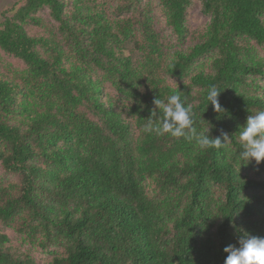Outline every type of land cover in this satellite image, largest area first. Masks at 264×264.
<instances>
[{
    "label": "trees",
    "instance_id": "trees-1",
    "mask_svg": "<svg viewBox=\"0 0 264 264\" xmlns=\"http://www.w3.org/2000/svg\"><path fill=\"white\" fill-rule=\"evenodd\" d=\"M192 3L22 0L3 14L0 51L25 67L0 73V225L50 264H224L240 236L264 237V161L243 163L239 139L264 111V0H201L196 33ZM172 94L226 145L145 133ZM0 264L39 263L0 231Z\"/></svg>",
    "mask_w": 264,
    "mask_h": 264
},
{
    "label": "clouds",
    "instance_id": "clouds-1",
    "mask_svg": "<svg viewBox=\"0 0 264 264\" xmlns=\"http://www.w3.org/2000/svg\"><path fill=\"white\" fill-rule=\"evenodd\" d=\"M220 91L213 85L207 92L206 99L217 113L224 111L219 97ZM153 104L159 110L152 111L151 117L144 125V132L163 136L165 134L174 138H184L188 141H195L200 150L209 148H221L226 143H222L220 138H212L210 129L197 130L194 126L192 108L185 104L179 94L168 96L167 101L155 98ZM225 141L229 137L223 133ZM239 139L242 143L240 156L243 163L255 160L257 164L264 161V111H259L247 117L246 124L240 131ZM227 253L224 264H264V237L242 235L238 239V245H229L224 248Z\"/></svg>",
    "mask_w": 264,
    "mask_h": 264
},
{
    "label": "rangeland",
    "instance_id": "rangeland-1",
    "mask_svg": "<svg viewBox=\"0 0 264 264\" xmlns=\"http://www.w3.org/2000/svg\"><path fill=\"white\" fill-rule=\"evenodd\" d=\"M112 3H115L116 0H110ZM22 0H0V23L3 21V14L5 12H8L10 15L11 12L9 10H12L13 8H17ZM155 15L156 19L159 24V29L161 33L166 36L168 39L171 36L170 30L166 28L164 18L162 17V14L160 13V10L155 9ZM42 16L48 21L50 20L48 16V11L45 10L42 12ZM187 22L190 28L191 33L199 32L208 22V17L205 16L201 11V0H193L192 5L188 9L187 14ZM29 32L31 33H40L42 32L40 29L36 27H28ZM169 36V37H168ZM24 64L19 61L18 59L6 55L3 52L0 51V73L13 76L14 73L17 71L24 69ZM4 176L3 170L0 166V178ZM0 231H3L6 233L11 241L20 246L21 249L27 250L30 252V254L35 257L39 264H50V260L52 259V256L48 254L47 252H43L39 249L31 248L30 246L21 245L19 242V238L11 229L3 228L0 225Z\"/></svg>",
    "mask_w": 264,
    "mask_h": 264
}]
</instances>
